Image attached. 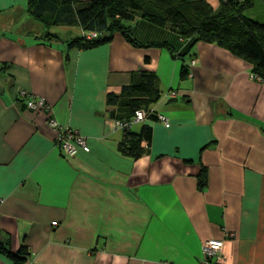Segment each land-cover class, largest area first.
<instances>
[{
    "label": "crops",
    "instance_id": "obj_1",
    "mask_svg": "<svg viewBox=\"0 0 264 264\" xmlns=\"http://www.w3.org/2000/svg\"><path fill=\"white\" fill-rule=\"evenodd\" d=\"M255 10L264 14V0L250 11L264 19ZM42 32L28 0H0V264H264V82L252 66L200 42L183 76L166 49L121 35L70 49ZM135 32L139 43L175 42L147 24ZM145 72L170 127L135 124L152 129L149 153L135 160L119 151L108 99ZM23 93L45 106L30 110ZM120 100L113 109L127 119ZM64 130L90 151L68 155ZM209 240L224 244L212 259Z\"/></svg>",
    "mask_w": 264,
    "mask_h": 264
},
{
    "label": "trees",
    "instance_id": "obj_2",
    "mask_svg": "<svg viewBox=\"0 0 264 264\" xmlns=\"http://www.w3.org/2000/svg\"><path fill=\"white\" fill-rule=\"evenodd\" d=\"M253 5L254 0H28L32 19L43 28L42 40L63 41L70 49L90 50L121 35L136 47L168 50L185 64L183 76H187L188 64L196 57V45L215 44L249 63L254 77L264 82V19L253 17ZM142 24L171 33L175 42L164 38L137 42L135 31ZM75 27L81 34L74 37L63 38L54 31ZM121 96L130 112L127 119L116 117L118 109H113L121 105ZM121 96L108 99L110 114L117 123L131 124L137 111L147 114L146 121H158L152 105L161 98V91L154 73L145 72L142 82L125 87ZM30 100L36 102L28 97L26 106ZM134 125L123 131L118 148L124 156L138 160L149 153L152 129L143 126L140 132H134ZM199 179L200 187H205V172Z\"/></svg>",
    "mask_w": 264,
    "mask_h": 264
},
{
    "label": "built area",
    "instance_id": "obj_3",
    "mask_svg": "<svg viewBox=\"0 0 264 264\" xmlns=\"http://www.w3.org/2000/svg\"><path fill=\"white\" fill-rule=\"evenodd\" d=\"M92 36H88L89 39H91ZM194 63V61H193ZM23 97H27L28 94L23 93L22 94ZM45 103L43 101H32L30 100L27 103V107L30 110H35L38 107H44ZM158 116V121L162 122L163 124H165L166 127H170V123L169 120L166 119L165 116H163L162 114H157ZM147 118V114L144 111H137L134 117V120L131 124H120L117 123V127L119 129H121L122 131H125L129 128V126H132V124H138L141 123L143 121H145ZM50 124L52 127H57V123L55 122V120H50ZM58 144L59 146L64 149L68 155H70L71 157H75L76 153H77V147L82 148L85 152H89L90 149L87 146L85 140L83 137L79 136V134L77 132H73L70 130H64L58 138ZM54 226L57 225V222L53 223ZM223 241L220 240H209L204 242L203 244V253L205 255L206 258H214L219 251L222 250L223 248ZM206 264H213V263H209L207 262Z\"/></svg>",
    "mask_w": 264,
    "mask_h": 264
},
{
    "label": "rangeland",
    "instance_id": "obj_4",
    "mask_svg": "<svg viewBox=\"0 0 264 264\" xmlns=\"http://www.w3.org/2000/svg\"><path fill=\"white\" fill-rule=\"evenodd\" d=\"M248 14H250L249 13V11L247 12ZM254 14L255 15H257V16H260V17H264L263 15V13L261 12V11H259V10H255L254 11ZM262 19V18H261ZM54 31L55 32H58V34L60 35V36H63V38H68V35L69 36H77V35H80L81 34V31H80V29H78V28H55L54 29ZM70 32V33H69ZM193 61H194V63H193ZM197 58L195 59H192L190 62H189V64H188V67L190 68L191 66H193V65H195L196 63H197ZM146 121V120H145ZM145 121H143V122H141V123H144Z\"/></svg>",
    "mask_w": 264,
    "mask_h": 264
}]
</instances>
